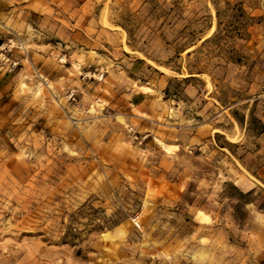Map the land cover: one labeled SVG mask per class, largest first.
Listing matches in <instances>:
<instances>
[{
	"label": "rangeland",
	"instance_id": "obj_1",
	"mask_svg": "<svg viewBox=\"0 0 264 264\" xmlns=\"http://www.w3.org/2000/svg\"><path fill=\"white\" fill-rule=\"evenodd\" d=\"M262 132L264 0H0V264H264Z\"/></svg>",
	"mask_w": 264,
	"mask_h": 264
},
{
	"label": "crops",
	"instance_id": "obj_2",
	"mask_svg": "<svg viewBox=\"0 0 264 264\" xmlns=\"http://www.w3.org/2000/svg\"><path fill=\"white\" fill-rule=\"evenodd\" d=\"M140 95H141L140 93H137V94L135 93V94L133 95V97L138 99ZM142 95H143V93H142ZM142 95H141V96H142ZM135 103H138V101L135 102ZM260 136L264 137V132H262V133L260 134ZM260 146H261V147H264V144H262V145H260ZM262 170H264V166H262ZM261 176H264V171H262Z\"/></svg>",
	"mask_w": 264,
	"mask_h": 264
},
{
	"label": "bare ground",
	"instance_id": "obj_3",
	"mask_svg": "<svg viewBox=\"0 0 264 264\" xmlns=\"http://www.w3.org/2000/svg\"><path fill=\"white\" fill-rule=\"evenodd\" d=\"M163 146H165V145L163 144ZM165 147L167 148V145Z\"/></svg>",
	"mask_w": 264,
	"mask_h": 264
}]
</instances>
